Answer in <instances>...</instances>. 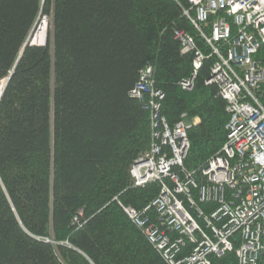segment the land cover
<instances>
[{
  "label": "trees",
  "instance_id": "16d2710c",
  "mask_svg": "<svg viewBox=\"0 0 264 264\" xmlns=\"http://www.w3.org/2000/svg\"><path fill=\"white\" fill-rule=\"evenodd\" d=\"M187 7L0 0V77L12 70L0 99V264H169L126 211L142 212L161 191L157 181L135 186L130 172L153 138L145 100L131 91L150 66L170 125L184 113L200 119L188 129L183 168L203 180L202 167L227 140L229 115L219 86L206 83L217 56ZM46 15L47 44L23 49ZM176 31L196 49L184 53ZM196 51L205 58L188 90L181 82L192 76ZM257 58L264 64V47ZM194 194L206 211L215 206ZM145 216L160 224L154 209ZM211 259L237 264L235 252Z\"/></svg>",
  "mask_w": 264,
  "mask_h": 264
},
{
  "label": "built area",
  "instance_id": "2783aa9c",
  "mask_svg": "<svg viewBox=\"0 0 264 264\" xmlns=\"http://www.w3.org/2000/svg\"><path fill=\"white\" fill-rule=\"evenodd\" d=\"M188 2L184 13L217 56L206 83L217 84L226 101L227 140L202 167L203 180L186 172L191 124L181 120L170 125L152 68L142 72L131 95L145 100L153 138L130 171L138 186L157 181L161 191L142 212L130 206L126 211L169 264H213L211 257L231 251L237 236L239 264H264V64L257 58L264 47V0ZM176 37L184 53L196 49L189 34L176 31ZM204 58L196 51L192 76L181 82L185 89L194 88ZM11 74L0 77V99ZM194 190L200 202L215 206L203 209ZM150 209L161 226L145 216Z\"/></svg>",
  "mask_w": 264,
  "mask_h": 264
},
{
  "label": "bare ground",
  "instance_id": "6f19581e",
  "mask_svg": "<svg viewBox=\"0 0 264 264\" xmlns=\"http://www.w3.org/2000/svg\"><path fill=\"white\" fill-rule=\"evenodd\" d=\"M39 23H38V25H37V31H36V35L34 36L35 38V43H38V44H44L46 41H48V38H47V30H48V21L46 20V18H44V19H41L40 18V21H38ZM194 61H195V59H194ZM148 68H150V66H148L147 68H145V69H143L142 71H141V73H140V77H141V75H142V72H144L145 70H147ZM140 79V78H139ZM153 80V79H152ZM154 84V83H153ZM184 114H186V113H184ZM184 114H182V116H181V119H180V121L181 120H183V121H185L186 123H188V124H191V126H192V124H197V123H199V121H200V119L196 122V123H194L193 121H194V119L192 120V121H190L188 118H187V114L184 116ZM179 122V121H178ZM155 199V198H154ZM197 200V199H196ZM197 203H198V201H197ZM201 205V204H200ZM206 206V205H205ZM204 207V206H203ZM205 208V207H204ZM191 211L193 212V213H195V208H191ZM160 225V224H159ZM161 226V225H160ZM175 230V229H174ZM176 231V230H175ZM240 238V237H239ZM236 242H234V245H233V249L231 250V251H228V252H235L236 253V255H237V264H239V256H238V250H239V248H240V245L239 246H237L236 247V244H235ZM240 244H241V239H240Z\"/></svg>",
  "mask_w": 264,
  "mask_h": 264
},
{
  "label": "rangeland",
  "instance_id": "374dc122",
  "mask_svg": "<svg viewBox=\"0 0 264 264\" xmlns=\"http://www.w3.org/2000/svg\"><path fill=\"white\" fill-rule=\"evenodd\" d=\"M40 18L41 19H44V18H46V20L48 21V30H47V35L49 36V33H50V31H51V16H40ZM40 18H39V21H40ZM39 23V22H38ZM38 23H37V25H38ZM37 25H36V28H35V30H34V32H33V37L36 35V31H37ZM131 172V171H130ZM132 175V174H131ZM134 179V178H133ZM134 184H135V186H138L137 184H136V182H135V180H134Z\"/></svg>",
  "mask_w": 264,
  "mask_h": 264
},
{
  "label": "water",
  "instance_id": "95a60500",
  "mask_svg": "<svg viewBox=\"0 0 264 264\" xmlns=\"http://www.w3.org/2000/svg\"><path fill=\"white\" fill-rule=\"evenodd\" d=\"M45 0H43V2H44ZM40 18V17H39ZM38 23V22H37ZM37 25V24H36ZM35 28H36V26H35ZM35 28H34V30H35ZM35 37H33V33L30 35V37L27 39V41L25 42V44H24V47H23V49L26 47V46H28V45H41V46H45L46 44H47V41L44 43V44H38V43H35V39H34ZM47 38H48V36H47ZM22 54V53H21ZM21 56V55H20ZM20 58V57H19Z\"/></svg>",
  "mask_w": 264,
  "mask_h": 264
}]
</instances>
